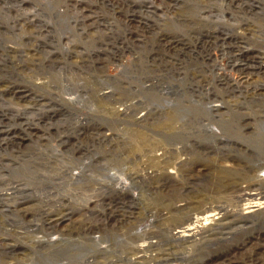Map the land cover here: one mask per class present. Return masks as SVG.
I'll return each instance as SVG.
<instances>
[{"label":"rangeland","instance_id":"374dc122","mask_svg":"<svg viewBox=\"0 0 264 264\" xmlns=\"http://www.w3.org/2000/svg\"><path fill=\"white\" fill-rule=\"evenodd\" d=\"M26 1L39 6L41 32L34 25L35 32L14 29V9L0 10V132L12 131L0 133V165L8 166L0 174L5 176L0 178V194L9 205L23 200L18 209L25 216L13 218L3 211L8 204L0 195V262L218 264L225 260L231 246L223 238L229 237L226 232L205 228L183 242L175 230L195 224L184 222L188 213L203 216L214 204L234 207L233 185L264 181L259 160L233 145L238 139L253 149L254 143L264 145V123L256 117L255 134L246 126L233 133L228 124L215 126L212 135L197 129L193 116H200L190 102L212 88L216 96L201 101L220 103L215 98L234 97L231 89V93L222 89L225 84L218 74L231 77L232 83L244 80L230 70L216 43L213 48H196L197 0L175 4L154 0L155 6L137 0L132 7L92 1L102 25L83 35L76 19L81 10L65 7L71 0ZM224 2L203 0L199 7L225 11ZM54 4L67 13L66 20ZM260 4L264 0H255V9L237 16L251 23L246 26L248 46L264 54V12H254ZM128 8L135 15L130 24L125 18ZM13 46L28 53L22 56ZM202 50L213 55L206 63L215 59L221 65L198 66L196 52ZM201 69L207 71L204 76L211 85ZM202 79L204 87L199 86ZM67 81L76 89L64 85ZM243 83L248 92L257 85ZM13 89L24 91L26 98ZM245 100L264 106L258 95ZM226 103L225 108L230 107ZM182 106L190 114L186 109V118L178 121L173 113ZM62 213L65 219L51 226L48 219ZM255 223L248 225L246 245H238L236 260L246 257L249 263L257 255L256 232L263 231L264 219Z\"/></svg>","mask_w":264,"mask_h":264},{"label":"bare ground","instance_id":"6f19581e","mask_svg":"<svg viewBox=\"0 0 264 264\" xmlns=\"http://www.w3.org/2000/svg\"><path fill=\"white\" fill-rule=\"evenodd\" d=\"M71 1L72 4L67 3L65 7L67 10L71 8L72 9L78 8L81 10L79 11L76 17V19H78V23H80L79 33L81 35L88 33L89 30L92 29L96 30L99 28L100 25H102L101 24L102 17L99 16L97 12L94 13L92 10V7L94 6L92 1L97 2V0H75V1L71 0ZM107 1H109L111 5L114 3L115 6L118 7H120V2H123L124 5H128V7H132L135 4H137L136 3L137 0H102V3L104 4ZM153 1L154 0H146L144 1V5H146V3L147 5H150L151 2L154 5L155 3ZM177 1L179 0H157L159 4L162 3L175 4ZM225 1L226 2H224V4L222 3L225 11L222 10L217 11L212 8H209L208 10L201 9L202 6L201 7L199 6L201 2L203 3V0H197L198 4H197L196 12L193 13V15H195L193 20H195L194 22L197 24V27L199 28L198 33L200 34V36L198 37L196 48H204L207 46L213 48L212 47L213 44L216 43L217 47L221 48L220 50L224 52L225 54L224 56L226 58L223 57V59L224 58L226 59L227 65L230 68V70L235 69L237 72L240 73V75L243 77L244 80L243 81L241 80L242 84H238L237 82L232 83V79H230L231 77H228L223 74H218L217 79L224 82L225 84L224 86H222V89L228 93H231L232 90L233 93L231 95L234 97H229L226 99L223 97L222 100H218L217 98H215L216 99L215 101H220V103H213L210 101L206 103L204 101H201V98L203 97L209 98L210 96L212 97L213 95L216 96L215 94L216 92L213 90V88L212 90L209 89L206 90L204 93L206 94V96L199 95L200 100L195 102H190V105L191 106L193 105L192 108L196 109L200 117L207 116L208 119L204 121L203 118L202 120L200 119V117L194 115L193 121L195 122L197 129L199 131H204L208 135H212L215 132V126L219 127L220 125H224V124H228L231 131H234L233 133L240 132L242 128L246 126L247 128L252 129L251 130L252 134H255L254 125H255L256 117L258 118L261 117L262 122L264 123V106L260 101H247L245 99L246 98L254 99L255 95H258V97L264 99V54H262V51H256L254 47L248 46L247 43L249 38L247 39V33L249 32L250 29L246 26L250 25L251 23L249 21H244L243 17L237 16V12L246 13L247 9L249 8L255 9L254 8L255 0H253L254 2H251L250 0H225ZM100 2L98 1L97 3ZM138 2H143V1H138ZM48 3H50V1ZM54 6L55 8H57L56 13L62 14L64 19L66 20L67 13L64 11L61 12V10L58 9L56 4H54ZM257 6L258 5H256V7ZM1 9H5V10L8 9V11H12V9H14V13L11 17V20L14 23L12 26L14 29L17 28L24 32L30 33V32H35L32 29L34 25L35 28H37V30H40L41 32L42 29L41 25L43 26V20L41 19L40 16L37 15L40 10L39 6H35V4H32L29 1L24 0L23 3L21 4H7L4 2L3 3L0 2V10ZM147 9L149 8L147 7ZM262 11L264 12V5L260 4L258 10L254 12L255 14H257V13H261ZM117 12H121V10H118ZM134 16H135L134 12H130L128 8L127 11L125 12L126 22L130 24L132 21L135 20ZM87 27L89 29H87ZM204 27H206L205 34L203 33ZM203 34L206 37V39L204 40L202 39ZM217 42H221V43H217ZM12 49L14 51L20 52L22 56H25L28 53V50L22 48V46L20 47L13 46ZM205 51L206 50L196 52L198 56L197 57V61L199 63L198 66L203 67L205 64H208L209 66L221 65V63L215 59L212 60L211 64L206 63L208 62V60H211L213 58V55L211 53V50L206 51L207 54L205 53L204 55ZM36 54L37 53L35 52L32 53L31 55H36ZM206 55H208L209 58L207 57L206 59L205 58ZM204 59L206 60L204 61ZM200 71L202 72L201 75L203 79L208 81L209 84L211 85V82L208 79H206L204 76L207 74V71H204L203 69H201ZM203 79L199 82V86L204 87L205 84L203 82L204 81ZM253 81H255L257 85L253 90L248 92L247 88L246 89L244 88L245 85H243L244 84L243 82L245 83L247 82L250 84ZM70 82L71 81L69 82L67 81V83H65L64 85H66L67 87L75 88L76 84ZM81 86H83V84H81ZM12 91L20 98H26V93L24 91L22 90L14 91V89ZM200 93L203 94L202 91ZM225 95L226 94L224 93L223 96ZM78 96L79 95H77V98ZM224 102H227L226 104L231 103L229 104L230 107L225 108V106L223 105ZM186 109L187 107L182 106L179 108L180 110L179 113H173L175 114V117L178 121L181 120L180 118L183 119L186 118V114L183 113ZM123 113L126 114V111H124ZM188 113L190 114L189 111ZM234 116H239V118L232 119V117ZM0 127H2V125H0ZM1 132L10 133V134L12 133V131L8 129L2 130ZM233 145L239 151L241 152L244 151L248 153L251 157H256L255 161L257 162V159L259 160L258 165L260 168H258V171L263 170L264 145L259 147L257 143H254L253 146L256 149H253L250 145L246 144L244 141L239 139L237 141L235 140V142H233ZM6 167L8 166L0 165V174L3 173V170ZM0 178L5 179V176H0ZM18 180H20V178H18ZM263 182L264 181H260V182L250 181L238 187L236 185H233L232 188L235 192L234 197L236 196L234 207H231L230 209L229 208L226 209L225 206L221 204H214L208 209V212L203 216L188 213L183 217L184 222H195V224L189 227L184 226V228H178L175 230V234H178V236L183 242H187L190 240V238L195 236L196 231H201L204 230L205 228L210 229L211 227L210 229L211 231L213 230L215 232H220V233L226 232L229 236L228 237L229 239L227 238V236L223 238H225L224 240H226L227 242L230 241L231 246L229 248V251L231 252L229 253L228 251L227 258L225 260H221L218 264H264V224H260V226L263 228V231L256 232L258 234L257 235L258 237L255 241V244H257L256 246L258 248L257 255L252 257L251 260L249 259L248 260L249 263H247L246 257L242 260H236L234 256L239 248L238 245L240 244L246 245V234H247L248 225L252 224V226L255 227L257 226L255 221H257L259 218L264 219ZM0 195H1V199L5 201L6 205L8 204L7 208H5V206L3 205L4 206L3 211H9L13 218L23 217L25 219V216L20 212V209H18V206L24 203L23 200L18 201L17 199H15L16 202L13 205L11 204L9 205V202H7L8 200H6L4 197V193H1ZM2 200H0V202ZM9 206L12 207L10 208ZM64 219H65V213H62L49 218L48 222L51 224V226H57L59 222ZM115 220L117 223H123V220L119 218H116ZM45 254L50 255V253H45ZM39 261L42 262L50 261V262L60 263L66 260H39ZM206 263L208 262H200V264H206ZM0 264H7V263L0 262ZM24 264H31V262L30 260H28Z\"/></svg>","mask_w":264,"mask_h":264}]
</instances>
